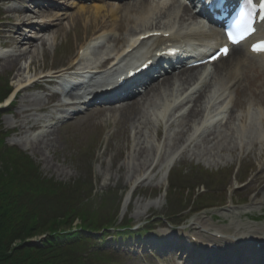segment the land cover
<instances>
[{"label": "rangeland", "instance_id": "1", "mask_svg": "<svg viewBox=\"0 0 264 264\" xmlns=\"http://www.w3.org/2000/svg\"><path fill=\"white\" fill-rule=\"evenodd\" d=\"M60 1L62 2V0H59V2ZM12 4L9 1L4 2L0 0V21L7 19L5 12L8 7L15 6ZM32 5L33 4L30 3L25 4L27 8L34 9ZM46 6L48 5H45L44 8H46ZM42 8L41 5L37 8L39 10L38 13L41 12L40 18L45 17ZM67 10L74 13L72 17L75 14L77 15L72 18L71 22L57 20V22H62L65 26H63L56 35L51 37L54 38L55 42L49 39L50 37L48 36L49 38H46L43 42H37L31 49L28 47L31 51V55L15 56L7 61L3 59L0 60V87L3 89V92L10 88H14L17 79L20 78L19 74L22 71L21 69L27 65V58H29L28 61L31 59L34 60L32 65L29 66L30 72H28V74L24 73L27 77H31L35 72L40 73L48 69L66 67L70 61L69 57L72 56V53L75 52L78 45L85 40L98 39L99 36V41H97L98 45L95 46L93 50L104 46L108 48L109 51H113L116 44L113 40L111 42L107 39L110 31L106 29V36V34L101 31L102 23H95L93 7L86 6L84 10H80L78 7H69ZM45 11L50 12L48 9ZM13 12L15 11H11V13ZM52 14L53 13H46V15ZM129 14H131L132 18H136L133 11ZM105 17H107V15ZM120 17L125 27L131 25V23L128 22L130 16H127L123 11L120 12ZM117 21L118 19L115 22ZM0 29H2V27H0ZM3 32L7 33V28H3ZM31 33L25 32L27 36ZM110 33L116 34L117 32L115 30ZM97 52H100V49H97ZM16 57L17 59L15 60ZM229 59H232V54ZM216 68L217 67H215V69ZM260 79H262V76L259 71L258 75L254 70L247 71V80H250V85L245 87L242 85L245 81L242 82L241 86L243 88L240 87L237 94V101L239 104L234 108L232 116L228 118V126L222 130V133H231V131H233V134H244L243 136L246 138L245 136L250 135L249 130H251L255 135H258L264 143V103L254 101L249 94L250 91L258 93L260 88L264 89V81L262 79L261 82L259 81ZM259 82H261L260 87L259 84L257 85ZM42 84H44V82H42L41 85ZM22 94L27 96L39 94L41 99L46 103L45 105L42 104L45 106L44 109L41 111L36 110L35 112L31 110V114L28 115L22 111H18L19 109L17 110V108L22 107V104L19 102V97L15 98L17 104L14 106H9L8 103L4 102L0 116V124L4 129H10V122L19 123L18 119L21 121L22 118L27 121L34 115H47V113L52 110L50 102L46 101L45 92L23 91ZM262 97L264 99V93ZM58 100L60 99L55 98L54 103H57ZM160 100V97L156 98L158 103H160ZM138 105L140 107L143 106L146 116L150 119L153 113L159 112L156 107L148 103H143V100H141ZM218 105L219 104L215 102V107ZM91 109L92 112H90V114L77 116L64 121L63 125L60 127L59 123L56 125L59 128H57L58 133L54 134L55 139L53 142H55V148L48 150L42 147L35 151L26 149V153L28 152L27 154L30 158L35 160L39 165L40 171L44 176L63 183L72 184L79 176L88 178L91 172L90 170H92L95 192L100 193L102 190L109 187H127V190H129L131 185H135V188H133L135 192L131 195L129 205L124 207V209L120 208L118 218L123 219L122 222L132 225L135 229L149 226V231L146 235L147 238H144V240H140L138 236H135L132 239L122 240V242H120V237L111 242L109 241L112 249H114L116 253L120 252L124 255L125 263L129 262L126 260V253L135 252H137L140 258L133 259L131 261L133 264H175L176 261L184 264L185 260L191 262L195 259L198 260L199 263L202 260L205 263V260L202 259L203 255L201 254V249L203 248L202 244H200L202 247L195 246L194 242L191 240L192 237L197 239L199 232L204 233L203 228L205 227H202V222L207 223V229H209V233L211 234L216 229L224 230L226 233L223 231V233H225L223 237L229 235L227 234L226 227L233 221L243 224L248 223L247 225H252L253 227L264 225V199L260 200L264 195V186L258 184V181L264 179V145L258 143L253 145L257 150H263L261 156L250 152L248 153L249 150L246 149L236 150V148L234 149L236 151L232 150L231 152L220 153V157H217L210 163L205 157L198 156V153H202L203 145L195 148L184 145L180 149L181 153L174 163L175 169L184 167L188 170L192 166H201L207 169V173H220L223 181L221 183L224 184L226 182V186L218 188L219 193L216 191L218 194H213V196H211L212 194L210 193L211 195L208 196L209 199L206 200H197L195 198L194 201L193 197L188 201L184 193L183 201L180 200V203L178 200L177 202H173V207L169 209L166 202V194H164L163 189L165 185H167V177L165 178V176H163L164 170L162 168V163L170 156H173L180 146L177 145L175 139L172 138L168 143L164 144V140L161 139V137H164L167 126L165 123H162L161 115L159 114L158 116L160 117L157 118L154 116V119L151 120V124L143 128L142 136L137 130H131L136 127L134 124H131L132 122L123 120L120 121L118 129L116 128L114 132L111 131L109 113L97 110L98 108L95 106ZM32 113L34 115H32ZM238 115L239 117L243 115L245 122L234 118ZM244 125L245 127L241 130V126L243 127ZM186 129H188L187 126L184 131ZM12 130H14L15 134H10L6 139L8 145L12 143V138L24 139V133L21 134L16 128L11 129V131ZM36 131L38 130L30 129V132H27L26 136L30 137L28 136L29 133H36ZM190 132L191 130L186 133V136ZM104 138L108 139L104 140ZM136 143V149L142 148L144 144L148 147V161L143 169H140V166L137 165L135 160L136 157L132 154L133 144ZM247 147H249V145H247ZM151 159H154L153 167L148 170V164L151 162ZM239 161H242V165L244 166L241 176L246 175L242 179L244 180L242 184L231 176L230 169ZM251 166H256V171H252L253 173L249 169ZM227 173L229 178L227 177L226 179ZM146 176L148 177L145 178ZM211 176L213 177V175ZM248 176H250L249 179L247 178ZM202 180L206 186L212 181V179L209 182L204 181L201 176H198L193 183L196 185ZM238 186H240V188L235 192V187ZM162 194H164L163 200L158 205L157 197ZM221 196L223 197L222 202L224 203L222 206L207 208L200 212L196 211V209L203 205L212 203L213 206L217 204ZM257 202L260 204H256ZM183 207H186L183 209L184 212L179 213ZM168 214H171L173 218L169 219ZM247 215L254 217V219H248ZM72 224L78 225L76 221ZM240 233L244 235V237L248 236L244 232ZM34 238L36 237L31 238V240L38 239ZM109 239L110 236L107 237V240L82 241L81 244L84 245V243H86L88 246L95 245L92 249L100 245L101 247H107V245L104 244H106ZM222 243L223 242H221V244ZM36 245L40 244L37 243ZM162 245L164 246L162 247ZM176 245H178V247H176ZM192 264H195V262Z\"/></svg>", "mask_w": 264, "mask_h": 264}, {"label": "bare ground", "instance_id": "2", "mask_svg": "<svg viewBox=\"0 0 264 264\" xmlns=\"http://www.w3.org/2000/svg\"><path fill=\"white\" fill-rule=\"evenodd\" d=\"M16 1H20V2H25V1H31V0H16ZM36 1H44V0H36ZM45 2H50L45 1ZM129 3L125 2L121 5H119L118 3H112V4H106L108 5L106 7V5H97L96 3H94L92 6H95L93 8L94 10V19L95 21H104L105 22V16L106 15H113L115 16V19L117 18L116 15H114L113 13V9L109 8V6H122L124 7L123 9L126 11H129L130 9L128 8H133L137 11H139V15L137 16L138 21L133 20V22H131V25L128 26L127 28H118L116 26V29L119 31L120 29V34L118 35H113L110 40L116 44V52L114 53L112 57V61L114 64H117L119 62V60H123L126 56L127 53H125V47H131L135 42L134 40H132L131 42H128L129 38L132 36H141L142 34H148L154 31H160L161 33H166L167 32V37L163 36L162 34H160L159 36H150L149 38H153L155 40V43L157 45V47L161 44H164L167 41H170L172 38L177 40L178 43H180L181 41H183L185 38H200V39H208V38H212L211 35L207 34L206 32H203L202 30H199L197 28H195L193 25L191 24H183V21H179L177 20V16H173V10H174V3L170 2L168 4V2L163 3L162 5H160L157 8L152 7L151 3L148 2H141L138 3L137 5H133L130 7H127ZM86 7V5H84L83 3L80 4L79 9L80 10H84ZM65 9V8H64ZM8 11H18L15 9H7ZM66 10V9H65ZM147 10H151V14L146 13ZM57 13L59 11H56ZM64 12V13H63ZM177 12V11H176ZM62 13L64 15V18H68L67 22H71L72 18L77 15L75 14L73 17H69L68 12L62 10ZM179 13H181V16H185L186 14V10L184 8H180L179 9ZM68 15V16H67ZM179 18V17H178ZM119 21L120 19L117 18ZM15 20L17 21V24H12L13 22L11 21H4L2 22V24L5 25V23H8L9 26L8 28L12 31L14 30V34H9V42L10 43H17V46L13 45V51L10 52H4L3 55L0 56H5L6 59H3L4 61H7L8 59H11L15 56H24V55H28V52H22V50L20 49V46L23 43H27L29 48H32L33 46H35L36 42L35 39H33L31 36L27 37V36H21L20 38L23 40H19L16 41L15 38L16 36L21 35L22 33V26H36V27H45V25L50 27V31H46L48 33H54V35L57 34V32L59 30H61V28L63 27L61 23H53L51 20L49 19H42L39 20L38 22L32 21L30 22V17L29 15H27V13H22V14H18V17L15 18ZM74 20V19H73ZM179 21V22H178ZM35 22V23H34ZM107 22V21H106ZM7 24V25H8ZM178 24V25H177ZM185 27H184V26ZM47 30V29H46ZM46 32H44L43 34H46ZM123 32V33H122ZM214 37V36H213ZM264 37V32H259V34H257V36L255 38H261ZM43 39V38H42ZM52 39V41L54 40V38H49ZM149 40V39H148ZM211 40V39H209ZM214 40L218 42H220V39H218V37H214ZM24 41V42H23ZM41 41V40H40ZM55 42V40L53 41ZM145 42V41H144ZM0 43H3L2 41ZM92 44V43H91ZM189 46H191V44H188ZM89 46H87L85 48V51H83V55L86 54L89 50ZM205 48V46H204ZM235 51H234V56H232V59H229V56L227 57V59L225 60H221L219 61V64L216 66L217 68L213 71L211 77L209 78V82L210 85L207 86V90L208 89H212L213 92L215 94H221L223 93L221 96L216 95V97H222L221 100L223 99H229L226 98L228 96V92H226V90L229 88V86H227L228 84H233L236 82V78L237 75H239V70H243L245 71L244 73H242V79L243 81H245L244 85L245 87H248L250 85V80H247V71H252V69L254 68L252 66V63L249 62V60H253V61H257V58H253L251 56H249L247 53L243 52L242 47H235ZM17 53H14V52ZM247 52V49H246ZM0 53H3V51H0ZM33 53V52H32ZM33 55V54H32ZM99 55V53H98ZM241 56H243L244 58H242ZM261 58H259L260 60H262L264 62V55L260 56ZM17 59V57L15 58V60ZM29 58H27L26 61V66L23 67L20 71V78L17 79V83L15 84L14 88H13V92L12 95L16 93V95L20 98L19 102L20 104H22V107H19L18 111H22L25 114L30 115V111L31 110H37V107H39L41 105V102L33 99V98H29L26 95H23V91H25V89L27 88H31L32 87V76L31 77H27L26 75H24V73L29 72V69L33 63V59L29 60ZM16 62V61H15ZM102 62V61H101ZM258 62V61H257ZM82 64L81 66H84L83 68H87L89 70H94L95 67H91L88 65H98L99 63H93V62H89L86 61L85 59H80L77 60V56L74 57L73 61L71 62V64ZM86 63V64H85ZM76 65V64H75ZM140 64H138L139 66ZM264 65V64H263ZM202 67H198V68H192V69H188L185 70L183 72H181L179 74L180 76V83L178 84L177 88L174 89V82L170 79V78H163L162 81L158 82L155 86H153L149 92H147L143 98V103H148L151 106L156 107L157 110H159V112H155L153 113V115L151 116V119L148 118L146 116V113L143 109V106H139L138 103H132L131 105L127 104L125 106H123L120 109L119 115L121 116L123 121L126 122H132L131 124H134L136 127L132 128L131 130H137V132L143 136V128L149 126L151 124V120L154 119V116L160 117L158 116L159 114L163 113V117H165V111L170 108L172 106V104L174 102H182V107L178 110V116L176 115V117H174L173 122L175 121V129L173 131V138L176 139L177 143H193L194 148L195 147H199L201 145H203L202 147V153H198V156H203L208 158V160H210L211 158L214 159L215 157L219 156L220 153H225V152H231L232 150L239 148L241 150H249L250 153L253 154H258L259 156L262 155L263 150L259 149L257 150L256 148L253 147V145H256V143L264 145V143L261 141V138L258 135H255L253 133V131L249 130L250 135H246L244 138V134L243 135H236L235 133L233 134V131H231V133H222V130L225 128H222L224 125H222V127H220L221 125L217 126H212L209 127L207 126L206 130H201L197 127L200 126L201 122H202V117H203V113L204 111H206L207 106L210 105L209 103L212 101V99H208L207 94L204 95L203 93H205V90L203 93H201L199 91V84H205V80L206 78H204L203 80L201 79V75H202ZM38 74H35L34 76H37ZM33 76V77H34ZM109 76V75H108ZM108 76H106L105 78H107ZM108 80H105V83H110L113 78L109 77L107 78ZM242 81V80H241ZM259 86L261 84V82L258 83ZM240 87H242L240 85ZM239 87V88H240ZM238 89H234V93L235 95L238 94ZM243 88V87H242ZM169 91V92H166ZM197 93V95L194 96V94ZM264 93L263 89H259L258 93H254V92H249V94L251 95L250 97L259 103H264V99L262 97V94ZM225 94V95H224ZM166 95V96H165ZM165 96V97H163ZM160 97V103H158L156 101V98ZM181 97L179 100L175 101L177 98ZM175 98V99H174ZM237 98V96H236ZM208 99V101H206ZM206 101V102H205ZM192 104V106L190 108L186 110L182 109L183 107H185L188 104ZM237 103V101H236ZM226 105H224L225 107ZM143 109V110H142ZM144 113V114H143ZM220 112H218L219 114ZM116 115L115 113L113 114V116ZM145 115V116H144ZM24 116V115H23ZM199 117V119H201L200 122H197V125L195 123L196 118ZM144 117V118H143ZM169 117H167L168 120ZM235 119H238L239 121H243L245 122V120L243 119V115L242 117L235 116ZM57 119V118H54ZM53 119V120H54ZM215 120V119H214ZM214 120H207V124H211ZM264 121V119H263ZM27 123H29L30 121H26ZM203 123V122H202ZM38 122H31L29 124V128H33L36 125H38ZM174 124V123H173ZM18 128H21V124L16 125ZM188 127V129L185 130V132L187 133L188 131H192L191 133H189V135L187 137H183L184 136V128ZM201 126H203L201 124ZM204 126L206 127V124L204 123ZM228 126V125H227ZM10 127H15V123L14 122H10ZM245 127V125L242 127L241 126V130H243V128ZM222 128V129H221ZM48 131V130H47ZM57 130H53L50 132H47L46 134H42L39 138H29V141L27 139H13L12 141L16 144H18L20 147H22L23 149H27L30 148L33 151L35 150H39L42 147H45V149L50 150L51 148H55V136L54 134L58 133ZM158 133V130H157ZM166 135V143L169 141V139L172 137L171 136V131L170 133H165ZM28 138V137H27ZM23 140V141H22ZM50 141V142H49ZM49 142V143H47ZM137 143L134 145L133 147V156L136 157V162L137 165L140 166V169H143L148 161V156H147V152H148V147L146 144H144V146L141 148L136 149ZM247 145H249V147H247ZM47 146V147H46ZM248 152V153H249ZM175 161L174 156L170 157L168 160H166V162L163 164V170H164V175L166 176L169 168L171 167V165L173 164V162ZM151 164V163H150ZM150 166V165H149ZM261 199H264V195L261 197ZM260 199V200H261ZM128 200V196L126 198V203ZM158 200V205L160 204V202H162L163 200V195L159 196L157 198ZM125 203V204H126ZM258 203V202H257ZM207 226L208 225H203V232L204 233H200V235H203L206 237V239H208V241L210 243H213L212 245L222 241L223 243L226 244V246L236 249L241 250V248L245 247V243L243 242L246 238H248V240L250 239L251 236H257L258 238H253V244L254 242H257L256 240L260 239L262 241V246H259V250L257 251V254L253 255L252 257L250 256H246V261H252L253 264H264V233L261 231H264V225H260V227H256L254 229H251L250 226L246 225V224H241L238 222H232L230 223L226 228H227V232L228 233H232L229 237H226L224 239H217L215 237V235L209 233V231L207 230ZM224 231V230H223ZM222 233V231H219ZM240 232H244L246 235L245 236L242 235ZM255 239V240H254ZM221 244V243H218ZM207 249H211L209 252H215L214 250H212V248H207ZM238 250V251H239ZM237 251V252H238ZM218 258L219 256H223L224 254L227 253H216ZM233 256L237 257L238 255H236V253H232ZM208 257H215V254H211L208 253ZM212 260V259H211ZM213 261V260H212ZM212 261H210L209 264H214ZM257 262V263H256ZM191 264V263H190Z\"/></svg>", "mask_w": 264, "mask_h": 264}, {"label": "trees", "instance_id": "3", "mask_svg": "<svg viewBox=\"0 0 264 264\" xmlns=\"http://www.w3.org/2000/svg\"><path fill=\"white\" fill-rule=\"evenodd\" d=\"M7 92L0 87V101ZM87 182L64 185L43 178L27 155L4 143L0 131V264H91L76 255L74 246L89 239L84 230L112 224L113 215L98 217L84 202ZM75 218L80 223L74 227ZM41 234L42 246L27 245V239ZM60 242L65 243L61 249Z\"/></svg>", "mask_w": 264, "mask_h": 264}, {"label": "snow or ice", "instance_id": "4", "mask_svg": "<svg viewBox=\"0 0 264 264\" xmlns=\"http://www.w3.org/2000/svg\"><path fill=\"white\" fill-rule=\"evenodd\" d=\"M206 2H207L211 7H213V8H216V7H220V6H222V5L220 4V0H206ZM248 2L250 3L251 0H248ZM241 15H247V16H250L251 13L245 11V12H242ZM260 50H264V45H261Z\"/></svg>", "mask_w": 264, "mask_h": 264}]
</instances>
